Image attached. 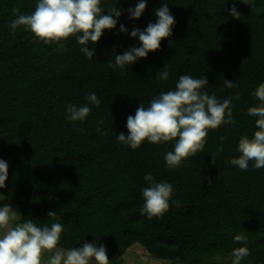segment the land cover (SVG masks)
I'll return each instance as SVG.
<instances>
[{"label":"trees","instance_id":"obj_1","mask_svg":"<svg viewBox=\"0 0 264 264\" xmlns=\"http://www.w3.org/2000/svg\"><path fill=\"white\" fill-rule=\"evenodd\" d=\"M137 2L101 0L103 15L114 6L123 12L114 17V29L88 45L94 49L90 60L75 36L62 41L61 48L37 40L23 26L12 32V9L31 14L37 0H0V159L8 164L0 193L18 207V222L60 223L64 231L58 247L103 244L110 264H119L134 243L166 264H231V251L240 246L250 249L241 264H264V168L249 162L241 170L230 163L240 155L239 137L256 130V117L247 109L259 104L251 93L264 83V0L250 5L166 0L176 21L172 36L146 58L124 69L110 68L116 55L140 46L138 38L119 31L120 25L128 33L134 27L143 30L156 22L154 10L165 0H147L141 17L129 19L127 9ZM233 2L239 18L229 14ZM165 66L168 79H158ZM185 74L206 76L202 91L209 95L232 97L235 122L210 129L203 150L170 169L164 156L174 140H145L133 150L116 134L127 135V117L140 104L148 107L160 93L175 90ZM224 80L237 87H225ZM93 92L99 107L84 99ZM86 103L91 112L83 122L67 120L68 104ZM213 153L215 165L210 163ZM146 174L173 186L170 208L161 217L140 213L141 189L149 186ZM49 211L56 216L48 217ZM236 234L245 235L246 243L235 242Z\"/></svg>","mask_w":264,"mask_h":264},{"label":"clouds","instance_id":"obj_2","mask_svg":"<svg viewBox=\"0 0 264 264\" xmlns=\"http://www.w3.org/2000/svg\"><path fill=\"white\" fill-rule=\"evenodd\" d=\"M250 5L251 0H240ZM147 0H138L134 8L127 9L129 19H139L146 8ZM156 22H149L143 30L133 28L128 33L123 24L119 31L138 38L140 46H131L123 54L115 56V63H109L110 68L124 69L140 58H146L148 53L160 49L161 41L172 36L175 18L171 14L168 3L155 9ZM234 18H239L235 2L228 10ZM15 19L9 27L15 33L23 26L26 31L44 44H60L71 36L81 45L80 51L86 58L92 59L94 49L88 45L96 44L104 30L116 27L117 19L123 9L111 7L107 15H103L101 0H37L35 10L31 14H20L18 8L12 9ZM169 71L167 66L157 74V78L167 80ZM227 88L237 87L232 80H224ZM208 84L206 76L193 78L190 75H180L175 90L162 92L145 107L140 104L135 115H129L126 120L127 135L123 132L116 134L119 143L135 150L147 140L149 143L160 144L175 141L172 151H168L164 160L170 169L179 168L185 160L202 151L206 143L208 131L217 129L221 124H233L232 97L218 98L202 91ZM259 104L247 109L249 116L256 117L255 129L252 136L241 135L238 139V157H232L230 163L241 170H247L249 162H254L256 169L264 168V83L251 93ZM235 98L240 99L236 94ZM85 101L96 107L101 101L93 92L84 97ZM67 120L83 122L90 114L91 108L68 104L66 106ZM103 124V121L99 122ZM80 131V129H77ZM101 135L105 133L97 127ZM221 140L224 137H220ZM218 152L223 149L219 148ZM215 155L212 154L211 164L215 165ZM111 167V165H109ZM8 178V164L0 159V188L6 187ZM144 180L149 186L142 188L143 207L141 215L149 219L161 217L170 208V198L174 189L167 181L156 182L151 174H146ZM177 207L179 200L171 201ZM48 217H55L56 212L49 211ZM21 214L9 204L0 206V264H110L107 249L103 244L83 243L81 247L64 249L58 247L64 227L60 223L38 226L34 220L28 219L17 223ZM235 242L246 243L243 234L233 237ZM250 255V249L240 246L231 251V264H241ZM47 256L45 262L44 257Z\"/></svg>","mask_w":264,"mask_h":264},{"label":"rangeland","instance_id":"obj_3","mask_svg":"<svg viewBox=\"0 0 264 264\" xmlns=\"http://www.w3.org/2000/svg\"><path fill=\"white\" fill-rule=\"evenodd\" d=\"M3 204H9L11 205L14 209H16L19 212L18 207L10 203L5 199V197L0 193V206ZM17 223H20L17 221ZM144 249L138 244L134 243L132 244L121 256V261L119 264H166V261H160L155 258H151L147 254H145ZM44 260L46 262L47 256L44 257ZM219 264H228L226 262H221Z\"/></svg>","mask_w":264,"mask_h":264}]
</instances>
